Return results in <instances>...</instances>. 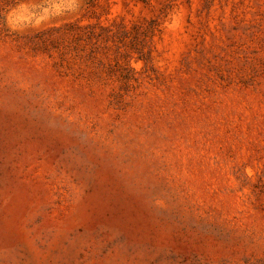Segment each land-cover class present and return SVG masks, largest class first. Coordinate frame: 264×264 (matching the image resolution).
I'll use <instances>...</instances> for the list:
<instances>
[{
    "label": "rangeland",
    "instance_id": "obj_1",
    "mask_svg": "<svg viewBox=\"0 0 264 264\" xmlns=\"http://www.w3.org/2000/svg\"><path fill=\"white\" fill-rule=\"evenodd\" d=\"M0 264H264V0H0Z\"/></svg>",
    "mask_w": 264,
    "mask_h": 264
}]
</instances>
